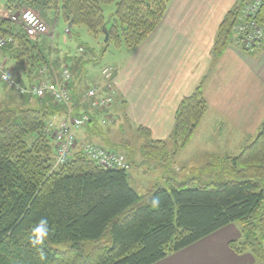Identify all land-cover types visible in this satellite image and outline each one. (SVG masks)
Wrapping results in <instances>:
<instances>
[{
    "label": "trees",
    "instance_id": "16d2710c",
    "mask_svg": "<svg viewBox=\"0 0 264 264\" xmlns=\"http://www.w3.org/2000/svg\"><path fill=\"white\" fill-rule=\"evenodd\" d=\"M246 1L238 0L224 15L214 54L233 41V26ZM112 2L115 9L107 18L103 6ZM168 2L7 0L5 9H31L44 20L52 12L55 19L71 22L68 33L84 25L94 36L104 37L105 26L109 37L103 48L109 42L135 47L161 21ZM256 19L264 25V0ZM0 35L14 39L0 49L14 66L35 77L43 66L49 68L41 41L28 37L21 26L2 18ZM46 96L32 97L40 99L34 106L0 109V264H155L230 223L237 225L240 236L229 247L264 264V119L254 139L225 158L232 178L177 180L170 175L174 155L207 109L200 83L180 100L169 140L149 139L141 146L144 151L162 149L169 160L162 181L138 193L129 183V171L104 168L81 148L52 169L55 146L46 129L50 118L64 109ZM104 110L91 113L86 124ZM137 129L150 135L144 127ZM126 152L131 162V150ZM153 200L158 201L155 207ZM41 218L48 220L49 234L34 247L31 227Z\"/></svg>",
    "mask_w": 264,
    "mask_h": 264
},
{
    "label": "crops",
    "instance_id": "0c3cea01",
    "mask_svg": "<svg viewBox=\"0 0 264 264\" xmlns=\"http://www.w3.org/2000/svg\"><path fill=\"white\" fill-rule=\"evenodd\" d=\"M237 1L169 0L161 21L147 38L135 47L116 45V57L98 73L94 65L99 59L92 51L85 50L89 61L69 55L68 50L67 55L63 52L62 59L72 67L73 98L91 85H101L104 91L101 69H112L113 101L102 114L74 132L77 142L105 146V134H109L110 141L111 130L119 123L146 128L150 140L168 141L180 100L201 83L207 109L189 141L175 153L174 160L178 159L173 167L178 169L185 155L193 162L210 163L216 157L239 153L254 139L264 119V38L252 52L229 41L222 52L214 54L219 24ZM0 10L5 11V4ZM53 52L54 62L59 54L50 48L49 60ZM0 60L18 79H36L34 72L26 74L1 51ZM2 86L3 95L11 100L9 93L13 89ZM17 101L19 107L28 105L25 95H18ZM120 145L125 150L123 143ZM131 158L137 165L134 173L146 174L143 165L149 160L143 158L142 152L131 150ZM159 169L151 165L149 168L155 172V179L159 178L157 182L162 181ZM239 236L237 225L230 223L155 264H255L249 253L237 254L229 247V242Z\"/></svg>",
    "mask_w": 264,
    "mask_h": 264
},
{
    "label": "built area",
    "instance_id": "2783aa9c",
    "mask_svg": "<svg viewBox=\"0 0 264 264\" xmlns=\"http://www.w3.org/2000/svg\"><path fill=\"white\" fill-rule=\"evenodd\" d=\"M261 0H248L247 5L237 18L233 26V42L245 51H253L257 48L264 38V25L257 21ZM11 23L21 26L25 34L30 38L41 39L50 32L51 27L33 10L23 9L19 12L5 10L3 13ZM67 31V28H66ZM12 36L0 35V49L13 42ZM82 47L78 48V52ZM104 79L101 85H91L78 98H73L70 83L72 81V71L70 66L64 65L55 77L50 76V68L43 66L37 72L36 79L27 82L25 85L22 80L15 77L12 70L4 61L0 60V82L12 88L19 95L26 93L31 97L40 98L49 95L53 101L64 106L65 118L54 128V162L52 169L57 165L67 161L75 142H77L74 132L82 128L90 119L91 113L95 110H103L108 107L114 98L115 91L112 84V69L110 66L101 69ZM88 104V109L82 106ZM53 127L49 123L48 129ZM81 150L90 159L97 162L104 168H117L128 170L130 165L121 154L113 152L100 145L86 142L81 146Z\"/></svg>",
    "mask_w": 264,
    "mask_h": 264
},
{
    "label": "rangeland",
    "instance_id": "374dc122",
    "mask_svg": "<svg viewBox=\"0 0 264 264\" xmlns=\"http://www.w3.org/2000/svg\"><path fill=\"white\" fill-rule=\"evenodd\" d=\"M7 0H0V9H2L4 7V4H6ZM115 9V5L114 2L109 3V4H105L103 6V11L105 16L108 18ZM4 10H0V19H2V17H4L3 12ZM46 20H43L51 27L50 32L45 35L46 38L42 39V41L40 42L41 45V50L44 52V54H48V50H50V48L53 49V51H57V53L59 54L58 59H56V61L53 62L54 58L56 57V54L53 52L51 55V60H49V62L52 64L51 66H49L50 68V76L55 77L58 74V71L60 70V68H62L64 65H67V59H62L63 56V52L67 55V50L69 55H75L78 52V48L81 46L82 47V51L78 52V57L81 58V60H85V61H89L87 60V56H86V51L85 49H88V51L90 50L91 53H93L94 58L99 59L95 66V71L98 73V70L104 66L105 64H108L113 57H116V46L113 42H109L107 49L102 53V55H99V53L102 51L103 49V39L104 37H102L101 35H98L97 38H94V35L92 33H90L88 31V29L84 26V25H77V26H73L71 28V31L68 33L66 31L67 28V24L64 22V20L62 18H58L55 20L54 14L52 12H50L46 17ZM48 20V21H47ZM48 37V38H47ZM97 54V55H96ZM54 56V57H52ZM91 59V57L89 58ZM93 59V58H92ZM58 62V63H57ZM80 66V65H79ZM81 67V66H80ZM71 71H72V67L70 66ZM80 72V70H79ZM87 74V73H86ZM86 74H84V76H86ZM22 76V75H21ZM75 76H79V74H76ZM15 77H17L15 75ZM23 77V76H22ZM23 83L26 85L27 81L25 79H23ZM3 84H1L0 82V109L4 108V107H19V105L17 104L19 101H17L18 95H16V93L11 90L9 95L11 96V100H8L7 97H5L3 95V89L4 87L2 86ZM82 95V94H81ZM25 96L28 98V105L23 106V107H30V106H34L36 104H39L40 99H33L32 97H30V95H28L27 93L25 94ZM49 95L47 94L46 98H48ZM13 98V99H12ZM31 101V102H30ZM34 101H37L36 103H34ZM86 103H84L82 106L85 107ZM57 109H64V106L60 107L58 105H56ZM65 118V114L64 111H58L55 116H52L50 118V120L48 121L47 126H49V123L52 122L53 127L51 130H47L46 133L50 134L52 137L54 136V128L55 126H57L60 122L63 121V119ZM16 121H19V117L17 116ZM89 121V120H88ZM87 121V122H88ZM86 122V123H87ZM138 127H131L129 124H116L112 130H111V140L110 141H116L119 143H111L107 136L109 134H105V139L107 140V142H105V146L94 143L92 141H86V142H90V143H94L97 145H100L104 148H107L113 152H116L118 154H121L126 158L125 153H127L126 151L128 150H137V151H143V158L144 159H148L149 162H144V170L147 171L146 174H139L137 175L135 172V167L137 166L136 163L133 164V161L131 160V162H129L127 160V162L129 163V165H131L129 167V169L127 171H129V183L132 187H134L136 189V191L138 193H144L147 189H149L150 187H152V185H154L159 178L155 179V172L150 171V165L152 167V169H154L155 167H161V169H159L160 174L164 171H167L165 164L168 163V156L166 157V155L164 154V151L161 149H149L146 148L145 151L142 150L141 146L143 145V143H145V140H149V137H147V135L141 133L138 131L137 129ZM86 142H75L73 145L72 150H76L81 148L83 143ZM107 143V144H106ZM121 143H123L125 150H122V145H120ZM146 144V143H145ZM171 143H168V149H170ZM110 147V148H108ZM123 148V149H124ZM71 150V152H72ZM236 154V153H235ZM235 154H229V155H223L220 157H216L215 160L210 161V163H200V162H193L192 158H188L187 155H185L184 157H181L183 162L179 164L178 162V169H176L175 167L172 166V168H170V175L174 176L177 180H181V181H191L192 179H199L201 181L207 180V179H214V178H232L233 174L230 173V168L228 167L229 165H226L224 162L226 161V157L228 156H232ZM156 155V156H155ZM165 155V157H164ZM183 155V153H182ZM181 155V156H182ZM156 159H155V158ZM132 159V158H131ZM154 159V161L152 162V160ZM178 159L175 158V161ZM174 165V164H173ZM169 173V172H168ZM159 174V173H158ZM155 179V180H154ZM256 264V263H255ZM262 264V263H260Z\"/></svg>",
    "mask_w": 264,
    "mask_h": 264
},
{
    "label": "clouds",
    "instance_id": "9594fccd",
    "mask_svg": "<svg viewBox=\"0 0 264 264\" xmlns=\"http://www.w3.org/2000/svg\"><path fill=\"white\" fill-rule=\"evenodd\" d=\"M158 205L157 200L152 201V206ZM32 237L30 238V243L35 247L42 245L44 240L49 234V222L46 218H41L35 226L31 227Z\"/></svg>",
    "mask_w": 264,
    "mask_h": 264
},
{
    "label": "water",
    "instance_id": "95a60500",
    "mask_svg": "<svg viewBox=\"0 0 264 264\" xmlns=\"http://www.w3.org/2000/svg\"><path fill=\"white\" fill-rule=\"evenodd\" d=\"M68 27H71V22H68ZM103 34H104V42H106L108 40L109 34L107 29L105 28V26H103L102 28Z\"/></svg>",
    "mask_w": 264,
    "mask_h": 264
}]
</instances>
